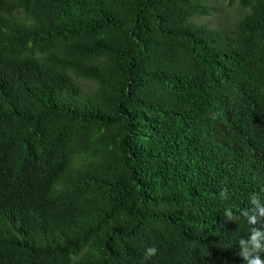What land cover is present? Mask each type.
Masks as SVG:
<instances>
[{
  "label": "trees",
  "instance_id": "obj_1",
  "mask_svg": "<svg viewBox=\"0 0 264 264\" xmlns=\"http://www.w3.org/2000/svg\"><path fill=\"white\" fill-rule=\"evenodd\" d=\"M226 1L230 34L208 0H0V264H244L264 0Z\"/></svg>",
  "mask_w": 264,
  "mask_h": 264
},
{
  "label": "clouds",
  "instance_id": "obj_2",
  "mask_svg": "<svg viewBox=\"0 0 264 264\" xmlns=\"http://www.w3.org/2000/svg\"><path fill=\"white\" fill-rule=\"evenodd\" d=\"M227 191L225 188L221 191L220 196L226 197ZM249 202L251 207L240 211V216L245 218L250 229L248 237L238 241L240 248L238 255L242 257L244 264H264V258L261 256V253H264V202L256 193L250 195ZM223 215L226 217V221L237 219L230 208L225 209ZM157 251L155 246L147 247L144 251V259H151Z\"/></svg>",
  "mask_w": 264,
  "mask_h": 264
},
{
  "label": "rangeland",
  "instance_id": "obj_3",
  "mask_svg": "<svg viewBox=\"0 0 264 264\" xmlns=\"http://www.w3.org/2000/svg\"><path fill=\"white\" fill-rule=\"evenodd\" d=\"M210 13L206 17H197L190 21L195 25H206L212 29L234 33L237 22L245 17L248 11L242 9L237 1L208 0Z\"/></svg>",
  "mask_w": 264,
  "mask_h": 264
}]
</instances>
